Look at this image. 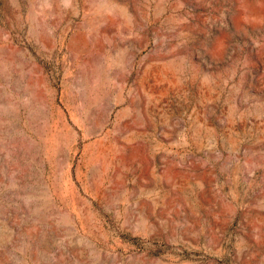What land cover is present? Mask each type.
<instances>
[{
    "label": "rangeland",
    "instance_id": "374dc122",
    "mask_svg": "<svg viewBox=\"0 0 264 264\" xmlns=\"http://www.w3.org/2000/svg\"><path fill=\"white\" fill-rule=\"evenodd\" d=\"M0 264H264V0H0Z\"/></svg>",
    "mask_w": 264,
    "mask_h": 264
}]
</instances>
